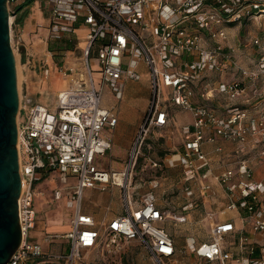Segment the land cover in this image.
<instances>
[{"label":"built area","instance_id":"obj_1","mask_svg":"<svg viewBox=\"0 0 264 264\" xmlns=\"http://www.w3.org/2000/svg\"><path fill=\"white\" fill-rule=\"evenodd\" d=\"M27 1L9 0V9L15 11ZM43 10L49 15L51 37L73 34L80 17L90 32L85 39L83 65L60 69L72 85L58 92L56 110L21 99L17 146L22 241L7 264H91L84 250L117 240H138L160 262L180 264L177 243L162 225L169 213L159 206L153 192L159 182L150 187L140 203L130 193L148 131L168 126V110L175 107L192 116L191 123L182 128L185 148L164 163L154 162V166L164 167L171 160L181 164L186 183L213 177L227 201L220 213L236 211L242 224L238 228L230 217L212 223L208 241L188 240L190 252L198 257L199 264H264V176L256 179L258 170L264 172L263 39L254 38L258 47L254 69L238 66L232 45L206 47L205 40L227 39L225 26L245 16L256 20L264 14V0H46ZM225 63L237 67L242 78L217 85L205 82L208 70L222 72ZM142 64L150 75L154 94L150 110L124 170L102 169L96 157L106 155L113 147L110 129L119 120L114 110L102 105L104 89L110 85L113 95L122 96L121 88L127 80L142 79ZM197 88L202 89L201 97L206 102L217 93L236 103H225L220 113L216 107L197 101ZM252 100L255 103L251 104ZM228 141L233 148H225ZM210 144L214 148L208 151L205 146ZM212 160L221 170L217 171ZM53 173L64 183L69 177L76 179L74 185L53 194L60 200L64 190L72 189L71 203L75 202L71 229L61 235L50 234L52 241L67 240L68 247L62 252L45 250L31 237L38 215L35 187ZM108 184L119 186L124 211L99 225L94 215L83 210V193L95 187L105 189ZM184 189L192 194L189 186ZM200 191L204 198L219 194L212 183L202 184ZM176 220H185V216ZM247 226L252 235L246 233ZM236 234L240 255L231 249L235 241L228 240Z\"/></svg>","mask_w":264,"mask_h":264},{"label":"rangeland","instance_id":"obj_2","mask_svg":"<svg viewBox=\"0 0 264 264\" xmlns=\"http://www.w3.org/2000/svg\"><path fill=\"white\" fill-rule=\"evenodd\" d=\"M45 2L46 0H35L33 2L36 8L31 9L30 12H40L41 17L34 23L35 30L31 32L30 50H28V54H25L24 61L22 59L23 52L21 46L16 40L15 29H13L17 18L14 19L13 16H11L13 20L11 44L16 55L18 79L20 80V84L18 83L20 98L21 96L23 99L27 98L25 96V93H27L29 95L27 99H30L32 102L44 103L51 110H56L58 107V93H55L56 89L62 85L64 87V84L69 85L68 87L72 85L70 77L64 76L60 69L65 65L82 66L85 46H80L77 43V39L74 38L68 43L65 39L67 36L57 38L49 36V15L43 10ZM225 27L228 33L227 39L214 41L206 37V47H214L217 45L224 47V45L230 44L235 49L233 56L238 66L240 68L243 67V69H254L257 64L256 60L258 55V47L254 45V38L260 37L264 43V14L256 18V20L245 16L243 21L229 23ZM58 44L65 49H58ZM52 45L56 46L55 51L50 50ZM47 73L48 77L46 78L45 75ZM205 74V82H214L216 85L220 81L225 82L240 77L242 78L237 67L226 63L222 72L208 70ZM142 76L143 78L139 81L145 84L144 91L142 92L133 90L126 84L121 88L122 96L113 95L110 85L104 89L102 105L114 110L118 114V117L119 115L127 116V126L133 127L132 123L135 122L134 124H136L138 117H142V119L138 120V124L135 126V130H133L130 137L127 135L118 137L115 146L114 141H112L113 147L110 151L98 159L102 167L103 165H106L104 167H108L112 161L111 159L119 156L121 152H123V156L126 159V164L128 162L129 152L154 98L150 87V75L144 70ZM63 79H65L64 82ZM43 82L41 91L33 92V87ZM33 84L35 86H32ZM261 89L264 90V87ZM196 91L197 101L215 106L220 113L225 103H236V101H231L229 98L217 93L214 94L215 98L213 100L206 102L201 97L202 89L197 88ZM259 99H262V97L258 96ZM250 103H255V101L253 102L252 100ZM244 105L249 106V103L245 101ZM181 110L176 109L174 113ZM179 118L186 123L191 121V115L189 114ZM172 124L167 128L158 129L153 127L148 131L140 155L141 160L136 164L133 172L134 178L130 187V193L133 194L136 202L140 203L142 202L141 199L151 189L150 187L156 181L159 182L153 188V192L159 206L169 213L168 218L162 225L167 228L177 242L179 263L198 264V258L189 250L188 240L191 238L198 241L210 239L212 223L224 220L225 217L233 216L235 212L228 210L225 215H222L220 213L221 210L223 208L226 209L220 203L222 197L214 196L204 198L202 196V192L200 191L202 184L212 183L214 186L220 187L213 177L203 179L198 177L186 183L181 164L173 163L174 161L171 160L167 161L168 165H165V167L156 168L154 166V162L162 161L164 163V160L170 157L171 154L177 153L178 150L183 151L185 148L184 138L177 133L176 125L173 122ZM111 133L113 137L114 131L112 130ZM226 143L225 148L234 147L230 141ZM250 156H254V154L251 153ZM212 162L214 164L217 163L214 160ZM263 176L264 172L261 171V173H257L256 179L261 180ZM75 183V178L69 177V181L64 183L58 174L53 173L38 182L35 187V206L38 215L35 228L31 231V237L41 243L45 250L62 252L68 247L66 239L52 241L50 234L58 233L61 235L70 229V221L75 213V202L71 203V196L69 194V191L72 189L64 190L63 197L60 200H56L53 194L55 190L65 189V187L72 186ZM185 186L190 187L192 191L191 195L187 194V191L184 189ZM92 190L108 194L107 199L103 202L98 201L96 192H93V194ZM92 190L87 189L83 193L82 208L85 207L86 210L96 212L97 215L95 218L99 225L107 223V218H112V216L121 214L124 211L122 206V193L119 186L108 184L105 186V189L95 187ZM178 216H185V220L177 221L176 218ZM84 256L91 264H165V260L160 262L155 259L148 249L138 240H117L112 243L110 241L108 243L106 242V244L105 242L104 244L99 243L93 249L84 250Z\"/></svg>","mask_w":264,"mask_h":264},{"label":"water","instance_id":"obj_3","mask_svg":"<svg viewBox=\"0 0 264 264\" xmlns=\"http://www.w3.org/2000/svg\"><path fill=\"white\" fill-rule=\"evenodd\" d=\"M8 1L0 0V264H7L22 241L18 212L22 179L17 146L20 96L10 15H18L33 0L15 11L9 9Z\"/></svg>","mask_w":264,"mask_h":264},{"label":"crops","instance_id":"obj_4","mask_svg":"<svg viewBox=\"0 0 264 264\" xmlns=\"http://www.w3.org/2000/svg\"><path fill=\"white\" fill-rule=\"evenodd\" d=\"M33 2L28 4L27 6L23 7V9L20 11V13L16 16V18L17 19L19 18V20L18 21L15 20V23H14L15 26L13 28V29H15L16 40L19 43V45L21 46V50L23 52V58H22L23 61H24V59L26 57L25 54H28L29 53L28 50H30V45L29 44L31 42V32L33 30H35L34 29V26H35L34 23H35V21H37V19H40V17H41V13L40 12H37V11H36V13L30 12L31 9L36 8V6H34L35 4H33ZM75 27H77V28H76V31L73 32V34H65L64 36H67L68 38L71 37V38L77 39V43L80 46H85L86 47L87 44H86L85 39H86L87 35L90 32V27L88 25L84 24L83 17H80L78 19V21L75 23ZM144 70L147 72L146 66L144 64H142V72ZM48 73H50V72H48ZM48 73H47V77H48ZM56 78H58V77H56ZM64 80L65 79H63V82H64ZM44 82L42 84L38 83V84H36V86L33 84L32 86H35V87H33V92L34 91L35 92H40L41 89L43 88ZM64 85H65L64 87H62L63 85L61 87H58V89H56L55 93L57 94L58 90L59 91L60 90H65L69 86V85H66V84H64ZM126 85H128L131 89L137 90V91H140V92L144 91V86H145V84H143V83H141L139 81H131V80H127L126 81ZM25 96H27V98H29V95L27 93H25ZM37 103H40V102H37ZM40 104H42V103H40ZM44 105H46V104H44ZM176 109H179V108L175 107V108H172V109L168 110V112H169V122H168V126H166L165 128L169 127L170 125H173L172 124V122H173L174 125H176V127H177V133L179 135H181L182 138H183L182 128H183L184 125H188V124L191 123L192 116H191V121L186 123L185 121L181 120L179 117L182 118V117H184V116H186L188 114L189 115H191V114L189 112H187V111H184V110H181V111H178V112L174 113ZM127 119H128L127 116H124V115L120 116L119 115L118 124L116 125V127L110 129L111 132H112V130L114 131V134H113L114 146L117 144L116 142H117L118 137L123 136V135H127L128 137H130L132 135L133 130H135L134 129L135 126L138 124V120L142 119V117L141 118L138 117L136 119V124H134L135 122L132 123L133 127L127 126L128 125ZM205 148H206V150L211 151V150H213L214 146L210 144V145H206ZM178 151H181V150H178ZM100 158H102V156H97L96 157L97 164H98V166L100 168L105 169V170L122 171L124 169L125 165H126V159L123 156V152H121L120 155L117 156L116 158L113 157L111 159L112 161L110 162V165L108 167H104L106 165H103V167L100 165L99 160H98ZM163 166L165 167V165H163ZM214 166L217 167V171L221 170L220 166L218 167V163H215ZM258 171H259V173H261L262 168L260 170H258ZM215 187H216L217 190H219L218 196L222 197V201L220 203H222L223 204L222 206L224 207L226 205V202H227L225 197H224V194H223L224 192L221 189V187H218L216 185H215ZM99 188H101V187H99ZM89 190H92V189H89ZM93 192H96V191L92 190V193ZM95 194H97L98 201H100V202L105 201L107 199V195H108V194H106L104 192H96ZM83 210L85 212H87V213H90V214L94 215V217L97 215L96 212L94 213L93 210H86L85 207H83ZM234 212H235V214L233 216H228V217L232 218L234 220V222L236 223L237 227L240 228V227H242V224L239 222V218H238L239 214L236 211H234ZM110 219H111V217L107 218L106 219L107 222ZM69 228H70V225H69ZM69 230H67L65 232H68ZM246 233H248L249 235H252L250 227H248V226H247V229H246ZM208 240H205V241H208ZM228 240H234L235 241L236 245L232 246L231 249H232V251H233V253L235 255H240L241 254L240 253V248L238 247V243H239L238 234H236L235 236L230 237ZM195 241H198V240H195ZM198 242H202V241H198ZM198 261H199L198 262V264H199L200 260L198 259Z\"/></svg>","mask_w":264,"mask_h":264},{"label":"trees","instance_id":"obj_5","mask_svg":"<svg viewBox=\"0 0 264 264\" xmlns=\"http://www.w3.org/2000/svg\"><path fill=\"white\" fill-rule=\"evenodd\" d=\"M33 1H35V0H33ZM26 3V2H25ZM24 3V4H25ZM23 5V4H22ZM21 7V6H20ZM244 19V18H243ZM243 19H242V21H243ZM19 20V18L17 19V21ZM246 20V19H245ZM65 39L68 41V43L70 42L68 39V37H65ZM72 40H73V38H72ZM57 48L58 49H60V50H63V49H65L63 46H61V45H59L58 44V46H57ZM50 50L51 51H55L56 50V46H54V45H52L51 47H50ZM213 107H215V106H213ZM146 140V139H145ZM145 142V141H144ZM145 144V143H144ZM144 146V145H143ZM141 159H140V156L138 157V162H137V164L139 163V161H140Z\"/></svg>","mask_w":264,"mask_h":264},{"label":"bare ground","instance_id":"obj_6","mask_svg":"<svg viewBox=\"0 0 264 264\" xmlns=\"http://www.w3.org/2000/svg\"><path fill=\"white\" fill-rule=\"evenodd\" d=\"M10 17H11V15H10ZM10 21H12V17L10 18ZM19 84H20V80H19ZM18 91H19V85H18ZM58 92H63V90H60V91H58ZM20 96V95H19ZM21 99H22V96H21V98H20V102H21ZM20 106H21V104H20ZM178 158V156L177 157H175V159H177ZM117 176H119V175H117Z\"/></svg>","mask_w":264,"mask_h":264}]
</instances>
